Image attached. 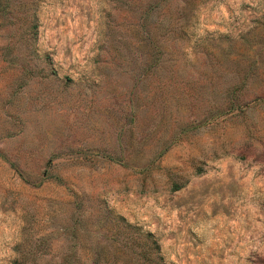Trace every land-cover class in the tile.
Segmentation results:
<instances>
[{
	"label": "rangeland",
	"instance_id": "obj_1",
	"mask_svg": "<svg viewBox=\"0 0 264 264\" xmlns=\"http://www.w3.org/2000/svg\"><path fill=\"white\" fill-rule=\"evenodd\" d=\"M0 5V264H264V0Z\"/></svg>",
	"mask_w": 264,
	"mask_h": 264
},
{
	"label": "trees",
	"instance_id": "obj_2",
	"mask_svg": "<svg viewBox=\"0 0 264 264\" xmlns=\"http://www.w3.org/2000/svg\"><path fill=\"white\" fill-rule=\"evenodd\" d=\"M0 8L2 9V7H1V5H0ZM79 261L77 260V263H78ZM61 264H73L67 257H65L64 259H63V262L61 263ZM165 264H167V263H165Z\"/></svg>",
	"mask_w": 264,
	"mask_h": 264
}]
</instances>
